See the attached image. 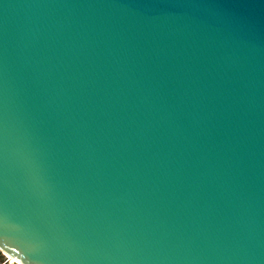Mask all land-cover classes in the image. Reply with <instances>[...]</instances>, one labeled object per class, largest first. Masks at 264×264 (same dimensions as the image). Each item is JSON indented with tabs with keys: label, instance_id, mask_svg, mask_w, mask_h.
Wrapping results in <instances>:
<instances>
[{
	"label": "water",
	"instance_id": "obj_1",
	"mask_svg": "<svg viewBox=\"0 0 264 264\" xmlns=\"http://www.w3.org/2000/svg\"><path fill=\"white\" fill-rule=\"evenodd\" d=\"M0 249L264 264V0H0Z\"/></svg>",
	"mask_w": 264,
	"mask_h": 264
},
{
	"label": "rangeland",
	"instance_id": "obj_2",
	"mask_svg": "<svg viewBox=\"0 0 264 264\" xmlns=\"http://www.w3.org/2000/svg\"><path fill=\"white\" fill-rule=\"evenodd\" d=\"M0 263L1 264H15L12 263L3 253L0 252Z\"/></svg>",
	"mask_w": 264,
	"mask_h": 264
},
{
	"label": "bare ground",
	"instance_id": "obj_3",
	"mask_svg": "<svg viewBox=\"0 0 264 264\" xmlns=\"http://www.w3.org/2000/svg\"><path fill=\"white\" fill-rule=\"evenodd\" d=\"M0 252L3 253L12 263L15 264H21L19 261H17L14 257L10 256L9 254H7L6 252L2 251L0 249Z\"/></svg>",
	"mask_w": 264,
	"mask_h": 264
},
{
	"label": "built area",
	"instance_id": "obj_4",
	"mask_svg": "<svg viewBox=\"0 0 264 264\" xmlns=\"http://www.w3.org/2000/svg\"><path fill=\"white\" fill-rule=\"evenodd\" d=\"M1 264V263H0Z\"/></svg>",
	"mask_w": 264,
	"mask_h": 264
}]
</instances>
